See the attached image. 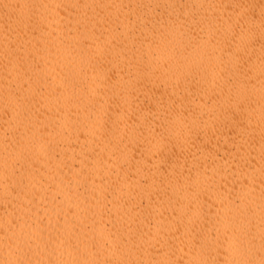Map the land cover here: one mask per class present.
Wrapping results in <instances>:
<instances>
[{
  "label": "bare ground",
  "instance_id": "bare-ground-1",
  "mask_svg": "<svg viewBox=\"0 0 264 264\" xmlns=\"http://www.w3.org/2000/svg\"><path fill=\"white\" fill-rule=\"evenodd\" d=\"M0 264H264V0H0Z\"/></svg>",
  "mask_w": 264,
  "mask_h": 264
}]
</instances>
